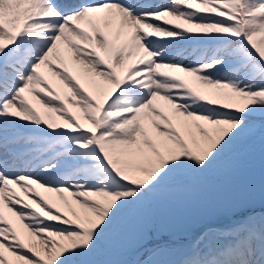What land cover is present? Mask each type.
<instances>
[{"label":"snow or ice","instance_id":"6c2138e0","mask_svg":"<svg viewBox=\"0 0 264 264\" xmlns=\"http://www.w3.org/2000/svg\"><path fill=\"white\" fill-rule=\"evenodd\" d=\"M257 138L264 0H0V264H127L124 209ZM219 212L137 264H264V211Z\"/></svg>","mask_w":264,"mask_h":264},{"label":"rangeland","instance_id":"374dc122","mask_svg":"<svg viewBox=\"0 0 264 264\" xmlns=\"http://www.w3.org/2000/svg\"><path fill=\"white\" fill-rule=\"evenodd\" d=\"M262 173L264 144L258 138L238 142L200 176L170 183L139 204L124 209L92 259L118 258L127 264H137L148 257L147 249L155 244H168L173 250L153 259H179L182 246L194 239L191 228L220 213V208L243 204L245 210L252 211L264 206L259 191ZM181 183L185 186L180 187ZM145 232L147 240L143 239Z\"/></svg>","mask_w":264,"mask_h":264}]
</instances>
